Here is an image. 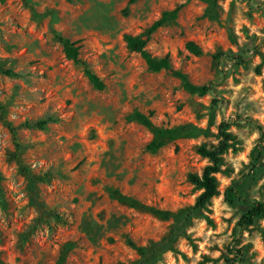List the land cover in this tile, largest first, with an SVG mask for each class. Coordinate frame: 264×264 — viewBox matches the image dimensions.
<instances>
[{"label":"rangeland","instance_id":"1","mask_svg":"<svg viewBox=\"0 0 264 264\" xmlns=\"http://www.w3.org/2000/svg\"><path fill=\"white\" fill-rule=\"evenodd\" d=\"M127 2L0 0V105L20 145L0 120V264L61 256L64 264L137 263V249L168 239L174 221L128 208L112 192L172 213L192 207L200 191L188 175L208 164L196 149L217 146L221 122L233 147L215 175L217 194L153 264H264V217L238 223L251 201L264 204V153L258 164L252 158L264 147V0ZM181 4L175 20L150 32ZM56 35L75 43L103 90L65 57ZM128 37L145 38L151 57L168 55L172 69L210 92L191 95L168 72L150 71ZM136 112L159 127L189 123L212 135L151 153ZM48 119L43 129L21 127Z\"/></svg>","mask_w":264,"mask_h":264},{"label":"trees","instance_id":"2","mask_svg":"<svg viewBox=\"0 0 264 264\" xmlns=\"http://www.w3.org/2000/svg\"><path fill=\"white\" fill-rule=\"evenodd\" d=\"M70 2L72 0H66ZM207 4L214 5L216 0H199ZM136 0H128L127 7L134 4ZM183 7V4L177 6L172 11L163 12L160 17L151 25L150 32H153L157 28L163 26L169 21L176 19L180 9ZM57 41L62 46L63 53L65 57L72 61L74 64L80 65L83 67L84 74L88 81L91 83L94 89L101 91L104 88L102 81L91 72L87 64L79 58L78 47L75 46V43L71 42L69 39L63 38L59 35H56ZM127 47L133 52L139 53L141 58L146 63L148 69L152 72L165 71L168 72L173 78L179 80L182 83L183 89L191 95L203 96L210 92V86H196L191 84L187 77L177 71L172 69L171 63L168 55L161 58H153L146 51L145 46L147 40L143 37H128L126 40ZM185 49L192 55L199 56L201 55L200 48L193 42H188L185 45ZM220 55L216 56L219 57ZM7 115L6 106L0 105V120L9 128L17 150H20V145L16 142V131L17 128L13 127L11 123L5 122V117ZM132 120L144 127L151 135V140L147 145V150L151 153H155L163 147L176 142L178 140L194 139L200 136L207 137L212 135L207 128H200L193 124H182L173 127H159L154 125L150 118L146 115H143L139 112H136L132 115ZM50 122V120H44L37 122L33 125L25 123L21 125L23 128H36L43 129L44 126ZM229 124L221 122L217 128V137L218 144L212 149H208L205 146H199L196 149V153L208 160V164L204 167L200 175L189 174L188 182L194 186L195 189L200 191L199 196L197 197L194 205L187 209H182L177 213H172L170 211L160 210L148 205L141 203L140 201L121 194L119 191L114 190L112 192V197L119 202L120 204L137 210L141 212L148 213L161 220L172 219L174 221V226L172 229L171 236L154 245L152 248H138L137 252L139 253L141 259L135 264H153L159 253H163L170 248L171 243L175 238L179 236H185V228L189 225L190 221L193 218L199 217L202 215V211L209 201L216 196L217 194V183L215 175L221 171L222 166V157L223 155L233 147V136L228 131ZM264 153V147H256L252 151V158L254 163H260L261 157ZM16 159L19 162V158L16 155ZM21 165V164H19ZM22 169L29 177L30 174L28 170L23 165ZM33 179V178H32ZM45 179V178H44ZM33 181H43V179H33ZM228 203L233 204L236 199V194L233 189H230L226 195ZM40 213H47L45 209L39 208ZM54 217H58L56 214H51ZM264 217V204L259 201H251L249 209L240 217L238 223L242 227L252 226L257 220ZM240 250L236 251V255L240 254ZM242 254V253H241ZM226 264H237L236 257L228 258L225 260ZM55 264H64V257L61 256Z\"/></svg>","mask_w":264,"mask_h":264}]
</instances>
